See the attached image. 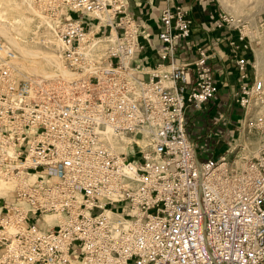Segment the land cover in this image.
I'll list each match as a JSON object with an SVG mask.
<instances>
[{
	"label": "built area",
	"instance_id": "1",
	"mask_svg": "<svg viewBox=\"0 0 264 264\" xmlns=\"http://www.w3.org/2000/svg\"><path fill=\"white\" fill-rule=\"evenodd\" d=\"M25 1L74 78L19 72L0 39V264H264L260 25L220 10L197 44L168 4L144 45L127 0Z\"/></svg>",
	"mask_w": 264,
	"mask_h": 264
},
{
	"label": "rangeland",
	"instance_id": "2",
	"mask_svg": "<svg viewBox=\"0 0 264 264\" xmlns=\"http://www.w3.org/2000/svg\"><path fill=\"white\" fill-rule=\"evenodd\" d=\"M6 0H0V30L4 28L7 32L6 36H4L0 32V39L7 42L17 54V62H15L16 68L19 72L24 73L30 76H40V77H47L41 72L42 70L37 68L38 59L35 55H29L27 58H23V55L20 52L19 46L25 47L29 52H35L42 54L50 53L55 56L56 46L59 45L57 40L55 39L52 33H46L44 22L41 20V13H38L35 10H32L31 6L25 0H13L12 2H5ZM215 3L218 5V11L224 10L225 12L233 15L234 17L243 16L249 19L253 24L260 25L259 29L262 31L261 39L257 40V43L252 44L251 55L248 53L243 57H246L249 60V65L247 66V71L256 72L257 75H262L264 77V70H259L256 66V54L260 52H264V0H250L248 4L246 3L245 6L241 7L239 10H236L235 13L230 11V5L223 3L221 0H215ZM15 4L18 5L20 11H17ZM20 12L25 15L24 22L20 24L15 23L12 21L16 14ZM38 14V15H37ZM40 14V15H39ZM43 16V15H42ZM75 15H70V17ZM44 18V17H43ZM46 18V17H45ZM47 19V18H46ZM45 20V19H44ZM49 20V19H47ZM51 21V20H49ZM52 22V21H51ZM43 30V32H42ZM45 33V34H44ZM46 36V37H45ZM8 37L12 38L16 44H11L8 41ZM47 37L49 40H47ZM45 40V41H44ZM47 40V41H46ZM52 40V42H51ZM40 53V54H41ZM40 56V55H38ZM58 61V59H57ZM59 62V61H58ZM62 65V64H61ZM44 71H50L49 69ZM58 77L61 78L62 76H51L48 78ZM63 78V77H62ZM236 118V117H235ZM224 150H218L217 154L221 153ZM11 182V183H10ZM4 182L3 184L9 187L10 191L13 189V182ZM10 185V186H9ZM2 196V197H7Z\"/></svg>",
	"mask_w": 264,
	"mask_h": 264
},
{
	"label": "crops",
	"instance_id": "3",
	"mask_svg": "<svg viewBox=\"0 0 264 264\" xmlns=\"http://www.w3.org/2000/svg\"><path fill=\"white\" fill-rule=\"evenodd\" d=\"M129 10L133 17L144 23L146 35L140 38L141 43L149 45L152 41L155 42V35L159 29L157 15L160 9L168 4H180L189 9V18L194 23L195 31L191 35V40L197 44L206 45L212 40L218 39L223 36V32L213 30L207 32V23L210 22L212 17H215L218 11V5L215 0H127ZM230 87H235V70L233 61L230 60ZM6 200L0 199V206Z\"/></svg>",
	"mask_w": 264,
	"mask_h": 264
},
{
	"label": "bare ground",
	"instance_id": "4",
	"mask_svg": "<svg viewBox=\"0 0 264 264\" xmlns=\"http://www.w3.org/2000/svg\"><path fill=\"white\" fill-rule=\"evenodd\" d=\"M6 1L7 2L11 1L12 2L13 0H6ZM221 1L223 3H225V4L230 5V8H231L230 11L232 13H235L236 10H239L242 6L244 7L246 3L248 4V2L250 0H221ZM256 1L257 0H255V2ZM27 4L29 5L28 7L31 6L29 3H27ZM14 8H16L17 11H20V9H19L17 4H15ZM31 9L34 10L33 8H31ZM40 17H41V20L44 22V26H45L44 30H46V33L47 34L48 33L49 34L52 33V31H53L52 22L47 20L45 18V16L40 15ZM24 19H26L25 15L20 13V12H18L16 14V16L14 17V19H12V21L17 23V24L18 23L20 24L21 22H24ZM0 32L4 36H6V34H7V32H6V30L4 28H2L0 30ZM42 32H43V30H42ZM49 39L47 37V40H49ZM8 41L11 42V44H16V42L10 37H8ZM51 42H52V40H51ZM18 48L20 49V52L23 55V58H27V56H29V55H35L36 56V58L39 60L38 63H37V68L42 70L41 72L44 74V76L51 77V76H55V74H56L59 77L62 76L63 78L61 77V79H65V80L74 78V73L68 71L65 67H63V65H61V63L57 61V59L55 58L54 55H52L50 53L42 54L41 52H39V53L29 52L25 47H22V46H19V45H18ZM38 55H40V56H38ZM15 62H17V60H15ZM256 66L258 67L259 70H264V52H260V53L256 54ZM47 69H49L50 71H44V70H47ZM9 191H10L9 187L5 186L3 184V181L0 180V196H6ZM48 219L50 220L51 218H48Z\"/></svg>",
	"mask_w": 264,
	"mask_h": 264
}]
</instances>
